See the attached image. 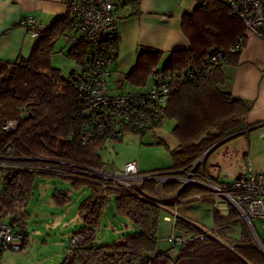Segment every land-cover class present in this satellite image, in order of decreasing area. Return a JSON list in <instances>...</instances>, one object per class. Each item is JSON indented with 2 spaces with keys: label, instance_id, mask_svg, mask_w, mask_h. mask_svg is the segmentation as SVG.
Here are the masks:
<instances>
[{
  "label": "trees",
  "instance_id": "trees-1",
  "mask_svg": "<svg viewBox=\"0 0 264 264\" xmlns=\"http://www.w3.org/2000/svg\"><path fill=\"white\" fill-rule=\"evenodd\" d=\"M182 23L191 46L187 50L171 52L158 72H171L174 75L192 72L196 75L192 78L177 77L171 82L164 104L150 110L157 115V121L147 130L129 128L124 123L110 128L104 135L94 133L90 140L83 141L81 131L88 121L90 124V120L84 114V106L76 98L72 86V76L76 71L63 76L59 69L51 66L56 41L66 31H71L67 9L65 16L57 18L39 34L27 58L15 62L0 60V160L10 165L52 166L64 162L96 169L103 166L98 151L107 139L123 131L139 134L153 131L165 120H173L171 133L177 145L168 148L173 165L151 172L171 171L181 175L191 169L204 152L207 157L222 139L241 133L247 127L245 118L250 106L221 89L224 82L221 66L229 56L236 63L241 49L235 52H228V49L235 38L242 34L244 27L238 19L229 16L225 6L214 0H207L203 6L198 3L192 14L183 16ZM210 47L222 50L224 60L211 67L206 74L198 73ZM86 48V44L76 38L65 53L81 66L80 70L85 66ZM160 59V52L139 51L125 79L143 84L157 69ZM13 119L18 120L17 129L3 131L4 123ZM7 149L11 150V154L10 158L5 159ZM202 166L203 163H200L195 170L205 175ZM40 175L48 176L43 170L0 169V223L20 235L21 249L28 241L29 215L26 209ZM86 183L90 189L89 195L77 208L84 224L71 237L80 239L75 244L70 243L71 247L60 264H264V254L254 246L245 224L237 218L232 207L226 216L213 210V227L209 231L176 218L174 227L180 230L179 233L191 236L203 234L204 237L181 245L166 242L171 251H176L172 257L159 247L164 236H159L162 210L156 203L97 183ZM141 190L149 196L164 198L167 207L180 198L190 201L204 193L199 186L181 187L176 182L157 186L152 182H143ZM111 197L117 215L130 224L129 233L122 234L117 242L96 244L101 211ZM51 199L62 206L68 201V196L55 191ZM233 225L241 226L237 238L227 233ZM5 248L10 249L0 239V256Z\"/></svg>",
  "mask_w": 264,
  "mask_h": 264
},
{
  "label": "built area",
  "instance_id": "built-area-1",
  "mask_svg": "<svg viewBox=\"0 0 264 264\" xmlns=\"http://www.w3.org/2000/svg\"><path fill=\"white\" fill-rule=\"evenodd\" d=\"M225 6L232 18L238 19L244 27L242 34L237 36L229 47L228 52H235L243 48L246 40L254 37L264 44V0H214ZM199 5H205L207 0H197ZM118 4L116 0H69L67 9L70 19V29L86 44L85 66L72 76V86L76 98L84 106V114L89 117L90 124H85L81 131L83 141H88L94 133L104 135L115 126L126 124L129 128L145 131L157 121V115L150 111L158 105L164 104L171 82L177 77L192 78L195 73L171 72L161 74L155 69L150 74L148 89L139 94L122 93L111 94L109 82L111 79L110 65L113 57L117 56V18L114 10ZM19 24L26 28L31 38H37L44 32L32 17H25ZM107 44V45H106ZM224 52L210 47L204 56L199 72L206 74L211 67L222 63ZM162 124V123H161ZM160 124V125H161ZM18 120L13 119L4 123L2 130L15 131ZM157 137H155L156 139ZM11 150L7 149L4 158H10ZM204 152L191 169L178 175L175 172H141L137 164L132 161L125 164L120 172L108 171L100 168H83L70 163L46 165V171L66 175L71 178H84L88 181L115 190L135 194L136 196L153 201L162 211H167L164 198L152 197L141 190L143 182L163 183L176 182L181 187L186 185L199 186L204 195L220 198L232 207L237 218L246 226L254 246L264 254V239L256 232L253 220H264V174L248 168L247 173L239 174L230 182H216L195 168L202 163ZM23 168L30 171H41L42 166L32 164L10 165L0 160V169ZM45 171V170H43ZM170 198V197H168ZM203 234L191 236L188 233L168 234L163 240L170 245H181L194 239H202ZM0 239L13 251H20L21 237L15 234L9 226L0 223ZM79 237L70 239L71 244L79 241Z\"/></svg>",
  "mask_w": 264,
  "mask_h": 264
},
{
  "label": "crops",
  "instance_id": "crops-1",
  "mask_svg": "<svg viewBox=\"0 0 264 264\" xmlns=\"http://www.w3.org/2000/svg\"><path fill=\"white\" fill-rule=\"evenodd\" d=\"M116 1L118 4L114 6V10L119 15L117 18L118 50L117 57L110 65L112 74L108 88L111 94L135 93L129 90L122 91V89L119 91V89L124 88L125 85L133 86L132 88L140 86L125 79V74L135 64L139 51L160 52L161 59L156 67L159 69L171 52L189 49L191 44L183 29V16L192 14L198 7V2L197 0ZM68 2L69 0H0V60L15 62L30 55L37 38H31L26 28L19 24L22 18L32 17L37 24L47 29L57 18L66 15ZM76 38L74 31H66L56 41L55 51L58 46L61 47L60 52L64 53L72 46ZM59 42L64 45L62 46ZM52 59L53 55L51 66L59 69L63 76H67L62 73L59 65L53 63ZM232 59L233 57L229 56L221 66L224 77L221 89L229 92L233 98L247 102L250 109L245 118L247 127L238 135L228 137L229 139L218 146L215 147V144V149L212 151H221L222 147L231 142L236 144L238 153L232 160L237 168L234 177L229 180L220 179V163H224L223 151L217 154L216 160L208 164L210 165L208 169L205 163L212 152L203 162L202 172L216 182H230L237 175L247 173L248 168L264 174V44L250 37L238 52L236 63ZM176 145L177 142L174 147ZM203 196L204 194L201 195ZM201 197L190 201L180 198L176 203H171L172 205L166 208L167 211H162L159 236L180 232L174 227L176 218H181L202 230H211L213 225L207 229L201 225L200 217L195 214V209H199V206L195 204L198 205L200 201L205 200ZM210 199L214 201L213 198ZM163 243L160 241L159 247L160 244L166 245L164 251L174 257L176 251H167L169 246ZM2 254L3 251L0 264H3ZM27 259L28 257L26 261ZM24 261L20 260V262ZM17 262L19 260L8 264H18Z\"/></svg>",
  "mask_w": 264,
  "mask_h": 264
},
{
  "label": "rangeland",
  "instance_id": "rangeland-1",
  "mask_svg": "<svg viewBox=\"0 0 264 264\" xmlns=\"http://www.w3.org/2000/svg\"><path fill=\"white\" fill-rule=\"evenodd\" d=\"M60 42L62 41L60 40ZM60 49L61 47L57 46L56 51L53 53L52 61L55 65L61 67L62 73L68 75L72 70L80 71L81 66L64 54L67 50L62 53ZM148 84L149 77L140 86L132 88L133 86L125 85L119 91L122 89V91L129 90L130 92L140 93L148 89ZM173 125V120H165L153 131H146L142 134L123 131L118 133L116 137L107 139L103 147L98 151L103 167L108 171L115 170L120 172L124 169L126 163L132 161L137 164L139 171L146 173L171 167L173 159L168 148L172 149L177 142L171 133ZM155 137H158V140H155ZM222 151L224 163H220V179L229 180L234 177L235 170H237L232 161L233 156L238 153L234 142L222 147L221 151L216 152L215 150L212 152L205 164L208 169L210 167L208 164L216 160L217 154H221ZM205 158L206 155L203 157L202 163ZM41 166L42 170H45L43 172L48 174V176H39L33 189L31 201L26 209L29 215L27 245L20 251L5 248L1 259L3 264L11 263L14 260H19L18 264H60L69 247H71L70 239L73 233L84 224L81 220L82 214L78 215L77 208L81 201L89 195L90 189L86 182H94L84 178H71L55 172H48L45 168L46 165L41 164ZM1 188L2 179L0 177V191ZM55 191L67 194L68 201L64 205L60 206L52 201L51 195ZM202 194L204 193L196 195L195 198L200 199ZM201 198H205V200L200 201L198 205L195 204V206H199V209H195V214L200 217L201 225L208 229L213 225V210L216 209L222 216H226L230 206L226 202H222L219 197L213 198L214 201L208 195H204ZM253 225L257 234L264 239V220H253ZM160 226H162L161 221ZM129 229L130 224L128 221L117 215L114 200L111 197L104 204L101 211V223L97 230L96 244L117 242L122 234L129 233ZM240 232V225H233L227 231L232 237H239ZM162 241L166 243L164 240ZM160 245L162 250H166V245ZM167 251L171 250L168 249ZM20 260L25 261L20 262Z\"/></svg>",
  "mask_w": 264,
  "mask_h": 264
},
{
  "label": "water",
  "instance_id": "water-1",
  "mask_svg": "<svg viewBox=\"0 0 264 264\" xmlns=\"http://www.w3.org/2000/svg\"><path fill=\"white\" fill-rule=\"evenodd\" d=\"M227 139H229V138L226 137V138L222 139L220 142H218V143L215 145V147L218 146L219 144H221L222 142H224V141L227 140Z\"/></svg>",
  "mask_w": 264,
  "mask_h": 264
}]
</instances>
